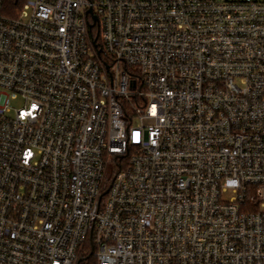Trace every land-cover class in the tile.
Listing matches in <instances>:
<instances>
[{"label": "built area", "instance_id": "built-area-1", "mask_svg": "<svg viewBox=\"0 0 264 264\" xmlns=\"http://www.w3.org/2000/svg\"><path fill=\"white\" fill-rule=\"evenodd\" d=\"M5 1L0 264H264V0Z\"/></svg>", "mask_w": 264, "mask_h": 264}, {"label": "trees", "instance_id": "trees-1", "mask_svg": "<svg viewBox=\"0 0 264 264\" xmlns=\"http://www.w3.org/2000/svg\"><path fill=\"white\" fill-rule=\"evenodd\" d=\"M18 3H20V0H6L5 15L12 16L14 14V9H16L18 6Z\"/></svg>", "mask_w": 264, "mask_h": 264}, {"label": "rangeland", "instance_id": "rangeland-1", "mask_svg": "<svg viewBox=\"0 0 264 264\" xmlns=\"http://www.w3.org/2000/svg\"><path fill=\"white\" fill-rule=\"evenodd\" d=\"M257 1H262V0H257ZM24 106V103L22 102L21 98L16 99V100H12L11 101V107L18 109Z\"/></svg>", "mask_w": 264, "mask_h": 264}, {"label": "water", "instance_id": "water-1", "mask_svg": "<svg viewBox=\"0 0 264 264\" xmlns=\"http://www.w3.org/2000/svg\"><path fill=\"white\" fill-rule=\"evenodd\" d=\"M88 14H91V15L93 16V20H94L95 22L98 21V18H97L96 16L93 15L92 10H89Z\"/></svg>", "mask_w": 264, "mask_h": 264}]
</instances>
